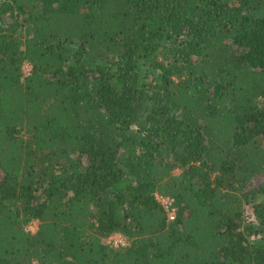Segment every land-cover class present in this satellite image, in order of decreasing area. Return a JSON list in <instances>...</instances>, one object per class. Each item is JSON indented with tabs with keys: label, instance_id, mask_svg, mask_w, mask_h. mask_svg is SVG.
<instances>
[{
	"label": "trees",
	"instance_id": "16d2710c",
	"mask_svg": "<svg viewBox=\"0 0 264 264\" xmlns=\"http://www.w3.org/2000/svg\"><path fill=\"white\" fill-rule=\"evenodd\" d=\"M0 264H264V0H0Z\"/></svg>",
	"mask_w": 264,
	"mask_h": 264
},
{
	"label": "rangeland",
	"instance_id": "374dc122",
	"mask_svg": "<svg viewBox=\"0 0 264 264\" xmlns=\"http://www.w3.org/2000/svg\"><path fill=\"white\" fill-rule=\"evenodd\" d=\"M22 32L24 34L25 30H23ZM69 47L71 48V47H73V45H71ZM23 71H24L25 75L30 74L32 71L31 65L28 63L25 64ZM160 199H161V197H159V200ZM244 222H245L246 227L255 226L256 228H259V221L258 222L256 221L251 205H245ZM38 225H39L38 221H32L27 226H25V228L28 232L35 234L38 230ZM249 240L251 242L254 240H261V236L252 235L249 238ZM104 242H105V244H109L112 247L118 248V249L128 247L131 244L130 240L128 238H126L123 235L118 234V233L113 234L111 237L104 240Z\"/></svg>",
	"mask_w": 264,
	"mask_h": 264
},
{
	"label": "built area",
	"instance_id": "2783aa9c",
	"mask_svg": "<svg viewBox=\"0 0 264 264\" xmlns=\"http://www.w3.org/2000/svg\"><path fill=\"white\" fill-rule=\"evenodd\" d=\"M160 202L163 204L168 213L169 221H174L176 218V210L174 208V200L170 198L161 197Z\"/></svg>",
	"mask_w": 264,
	"mask_h": 264
}]
</instances>
